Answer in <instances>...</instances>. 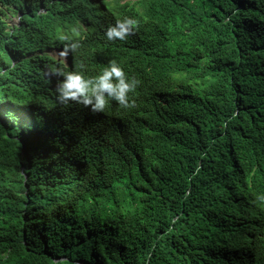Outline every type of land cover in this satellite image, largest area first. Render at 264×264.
I'll list each match as a JSON object with an SVG mask.
<instances>
[{"label":"trees","instance_id":"1","mask_svg":"<svg viewBox=\"0 0 264 264\" xmlns=\"http://www.w3.org/2000/svg\"><path fill=\"white\" fill-rule=\"evenodd\" d=\"M74 32L72 71L116 60L144 119L58 104ZM260 197L264 0H0V264H264Z\"/></svg>","mask_w":264,"mask_h":264},{"label":"clouds","instance_id":"2","mask_svg":"<svg viewBox=\"0 0 264 264\" xmlns=\"http://www.w3.org/2000/svg\"><path fill=\"white\" fill-rule=\"evenodd\" d=\"M4 10L3 19L6 22V16L13 18V15L7 6L4 7ZM18 24L19 20L18 22L15 20L13 25L8 28V31L11 32V35L8 33L10 38L15 34V27ZM139 27L140 21L137 18L124 16L116 19L114 24L108 25L103 36L108 42L125 41L135 34ZM9 36H7L8 39ZM60 39L67 41V43L64 44L62 50L52 51V55L62 59L69 71H60L58 68L47 70L49 77H62L57 81L55 87L58 104L66 107L72 104L82 105L92 113H103L108 105L117 104L116 106L123 108L132 107L137 121L146 117L148 111L146 100L136 94L131 98V94L135 92L139 81L134 76L128 75L119 62L116 60L109 61L106 67L93 76L86 75L82 70V65L81 70L72 71L69 54L77 52L81 47V40L75 32L72 35H62ZM198 40L201 42L203 39L198 36ZM260 199L264 200V197H260Z\"/></svg>","mask_w":264,"mask_h":264},{"label":"rangeland","instance_id":"3","mask_svg":"<svg viewBox=\"0 0 264 264\" xmlns=\"http://www.w3.org/2000/svg\"><path fill=\"white\" fill-rule=\"evenodd\" d=\"M110 1H111V0H105V2H110ZM15 20H17V22H18L19 19H18L17 17L9 18L8 15H7L6 18H5V21H6L7 25H8V26L6 25L7 28H5V31L8 32L10 35H11V32L8 31V28L11 27V26L13 25V23L15 22ZM13 21H14V22H13ZM197 28H199V27H197ZM13 30H14V29H13ZM204 33H205V32H204ZM9 34H8V36H9ZM198 36H200L201 39H203L201 35H198ZM9 39H10V36H9ZM9 39H8V37H7V40H9ZM203 40H204V39H203ZM203 40H201V42H202ZM203 42H204V41H203ZM202 53H203V51H202Z\"/></svg>","mask_w":264,"mask_h":264}]
</instances>
